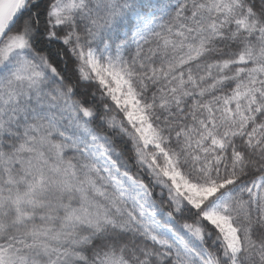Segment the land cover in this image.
<instances>
[{
	"label": "snow or ice",
	"instance_id": "1",
	"mask_svg": "<svg viewBox=\"0 0 264 264\" xmlns=\"http://www.w3.org/2000/svg\"><path fill=\"white\" fill-rule=\"evenodd\" d=\"M0 264H264V0H0Z\"/></svg>",
	"mask_w": 264,
	"mask_h": 264
}]
</instances>
